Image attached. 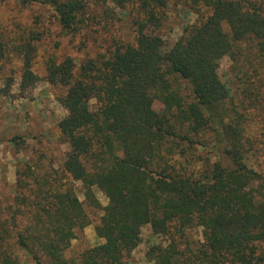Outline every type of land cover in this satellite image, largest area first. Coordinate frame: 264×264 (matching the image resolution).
Returning a JSON list of instances; mask_svg holds the SVG:
<instances>
[{"label": "trees", "instance_id": "1", "mask_svg": "<svg viewBox=\"0 0 264 264\" xmlns=\"http://www.w3.org/2000/svg\"><path fill=\"white\" fill-rule=\"evenodd\" d=\"M31 1L51 4L61 25L77 31L90 3L123 8L129 0H22ZM206 3L211 13L187 25L172 45L154 34L165 2L141 0L135 44L90 59L78 72L72 57L49 61V81L67 88L60 97L67 115L58 127L69 145L62 167L71 183L48 175L24 197L21 216L32 220L17 238L35 264H129L148 224L165 237L149 245L150 264H264V175L248 164V118L226 105L233 88L219 74V61L236 56L242 42V103L264 110V0ZM180 80L191 87L190 101ZM36 81L26 61L21 88ZM12 86V79L0 85V98ZM199 147L222 156L198 165ZM74 181L83 184V201ZM88 210L102 211L95 231L104 241L68 258L79 230L91 223ZM195 226L203 241L188 234ZM2 264L21 262L4 253Z\"/></svg>", "mask_w": 264, "mask_h": 264}, {"label": "rangeland", "instance_id": "2", "mask_svg": "<svg viewBox=\"0 0 264 264\" xmlns=\"http://www.w3.org/2000/svg\"><path fill=\"white\" fill-rule=\"evenodd\" d=\"M140 1L129 0L123 8L110 2L90 3L78 17V30L69 31L61 25L51 4L0 0V37L5 44V56L0 60V85L3 86L8 79L13 81L10 94L0 98V237L5 232L1 230L3 224L7 228L5 238L0 240V264L4 253L17 257L21 264H35L17 238L21 227L32 220L21 216L24 197L32 195L38 181L48 175L51 179L53 175H59L62 177L60 183H71L62 167L69 145L58 127L59 121L67 115V109L60 102L67 88L49 81V61L59 63L72 57L78 72L80 65L90 59L99 60L120 46L135 44L138 23L143 19L139 13ZM163 1L166 4L162 8L165 18L154 34L166 44L172 45L187 25L211 13L206 0ZM235 50L236 56L226 55L219 61L220 77L234 93L226 105L247 115L245 133L251 141L248 145L252 147L247 153V161L264 175V110L242 103V42ZM26 61H30L37 81L22 89ZM180 85L184 98L190 101L191 87L185 80H180ZM91 102L96 105L95 99ZM154 108L161 112L164 105L155 100ZM236 115L231 113V117ZM209 149L198 148L196 156L201 155L198 165L206 157L214 162L222 156ZM72 183L83 201L82 182ZM94 190L101 203L106 205L108 199L104 192L97 187ZM88 211L91 223L79 230L66 251L68 258L104 241L95 231L102 211ZM188 234L194 241H203L202 227L195 226L188 230ZM164 239L153 232L151 224L145 225L142 242L132 251L129 264H150L146 259L149 245Z\"/></svg>", "mask_w": 264, "mask_h": 264}]
</instances>
